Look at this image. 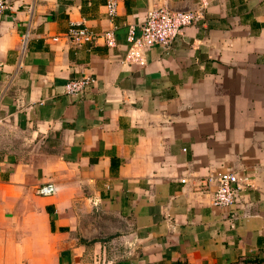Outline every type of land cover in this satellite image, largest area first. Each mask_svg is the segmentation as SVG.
<instances>
[{
	"label": "crops",
	"instance_id": "0c3cea01",
	"mask_svg": "<svg viewBox=\"0 0 264 264\" xmlns=\"http://www.w3.org/2000/svg\"><path fill=\"white\" fill-rule=\"evenodd\" d=\"M108 1L0 14V264H264V0ZM153 7L197 18L127 64ZM73 23L116 45L74 44ZM229 171L249 186L215 205L205 178Z\"/></svg>",
	"mask_w": 264,
	"mask_h": 264
},
{
	"label": "built area",
	"instance_id": "2783aa9c",
	"mask_svg": "<svg viewBox=\"0 0 264 264\" xmlns=\"http://www.w3.org/2000/svg\"><path fill=\"white\" fill-rule=\"evenodd\" d=\"M204 3V2H203ZM204 5V4H203ZM10 8L7 0H0V14ZM108 15L113 18L117 14L114 0L107 3ZM197 18L194 11H175L168 7H153L148 9L142 25L129 24L127 30L128 50L125 62L127 64H144V52L153 45L168 48L173 40L182 34L183 29ZM68 38L76 45L96 44L102 41L106 46L116 45L114 29L93 31L81 24L73 23L68 30ZM95 82L92 76H81L67 81L64 90L67 94L81 96ZM185 182V179H182ZM216 184L213 203L220 206H230L238 200L240 191L249 186L247 177H239L237 173L220 172L205 178V185ZM55 192L52 182L41 185L37 189L39 195L48 196Z\"/></svg>",
	"mask_w": 264,
	"mask_h": 264
},
{
	"label": "water",
	"instance_id": "95a60500",
	"mask_svg": "<svg viewBox=\"0 0 264 264\" xmlns=\"http://www.w3.org/2000/svg\"><path fill=\"white\" fill-rule=\"evenodd\" d=\"M173 10V9H172ZM175 11H188V10H175Z\"/></svg>",
	"mask_w": 264,
	"mask_h": 264
}]
</instances>
